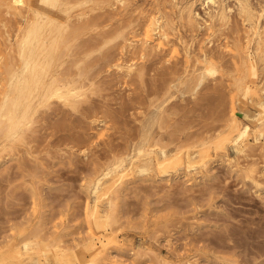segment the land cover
Returning <instances> with one entry per match:
<instances>
[{"label":"rangeland","instance_id":"rangeland-1","mask_svg":"<svg viewBox=\"0 0 264 264\" xmlns=\"http://www.w3.org/2000/svg\"><path fill=\"white\" fill-rule=\"evenodd\" d=\"M172 1L112 5L108 19L78 39H104L90 62L98 91L89 95V103L72 111L53 99L49 107L39 108L23 140L4 150L10 142H2L0 259L15 255L17 243L34 239L35 231L49 238L61 236L71 256L77 242L86 249L83 240L94 204L99 212L107 208L106 198L96 199L87 187L88 179L102 164L123 157L128 173L113 209L117 222L101 223L113 240L88 264H264V191L257 192L241 170L251 159L264 165V158L259 148L241 155L237 145L229 142L223 150L215 139L227 129L232 112L250 122L255 106L264 101V95L254 89L244 94L235 83L244 74L242 61L248 51L264 83V51L256 50L253 41L242 48L244 38L222 35L218 26L190 25ZM157 15L169 20V44L145 57L133 54L127 45L143 39L145 25ZM132 55L145 68L143 80L125 77L115 66ZM200 73L204 78L196 84ZM245 74L249 81V72ZM163 83L171 89L156 100L153 89ZM149 129L150 139L161 137L173 155L167 166L131 162ZM202 140L207 141L206 156L200 160L193 149L200 148ZM86 150L88 155L83 154ZM180 150L181 162L174 156ZM188 151L196 154L192 162ZM20 252L27 262L37 254L32 246Z\"/></svg>","mask_w":264,"mask_h":264},{"label":"bare ground","instance_id":"bare-ground-1","mask_svg":"<svg viewBox=\"0 0 264 264\" xmlns=\"http://www.w3.org/2000/svg\"><path fill=\"white\" fill-rule=\"evenodd\" d=\"M124 2L125 0H0V34L5 46L4 49L0 46V88L3 89L0 99V146L5 140L10 142L4 145L3 150L14 145L15 140L24 139L39 108L49 107L53 99L72 111H78L84 104L89 103V95L98 91V79L95 81L90 74V62L94 59L93 54L101 49L99 43L104 39H78L86 30L104 23L109 17L112 5ZM171 3L178 8V15L190 25L197 26L202 22L207 28L218 26L222 35H232L239 41L244 38L246 44L242 48L248 47L253 41L256 50L264 51V0H173ZM198 6L202 7V11ZM168 23L169 20L163 16L151 17L145 25L143 39L131 40L127 45L128 50L145 57L152 51L163 49L170 42ZM10 26L14 27L12 32ZM134 59L132 55L115 63V66L125 77L135 75L143 80L145 68ZM204 61H207L206 56ZM242 68L244 74L235 82L238 89L244 94L254 89L255 93L264 95V83L261 79L258 80L257 63L249 51L242 61ZM205 70L213 72L212 67H206ZM246 71L250 75L249 81L245 80ZM203 78L200 73L195 79L196 84H200ZM170 89L169 84H159L153 89V95L159 100L161 95L165 96ZM161 109L162 104L157 106L156 117H161ZM238 112L241 115L242 111ZM237 114L232 112L227 129L215 135L218 146L226 150L227 144L232 142L240 148L241 155L247 156L251 155L250 151L259 148L260 156L264 158V101H259L255 106L250 122H243ZM151 135V129L143 133L142 144L136 148L137 155L131 158V162L139 159L143 160L144 167L153 163L167 166L173 155L166 150L161 137L150 139ZM206 143L207 141L202 140L198 145L201 147L193 149V153L196 152L200 160L206 156L203 151ZM83 154L88 155V151ZM174 156L180 162L183 160L181 150ZM187 156L192 162L196 154L192 155L188 151ZM124 160L122 157L113 163L102 164L97 168L101 170L95 168L96 174L93 172L95 175L88 179L87 187L91 186L96 199L106 198L107 208L99 212L98 206L94 204L91 224L88 226L89 233L83 240L86 249L77 242L74 244L75 254L71 256L66 252L67 247L62 243L61 236L49 238L48 235L42 236L35 231L32 240L22 238L28 234L22 236V239H19L21 246L17 243L13 249L16 254L0 259V264H63L65 261L88 264L101 255L105 245L113 240L101 230V223L104 222L107 226L117 222L113 209L119 197L122 179L128 173ZM239 161L241 162L240 159ZM259 161L251 159L249 164L244 161L245 167L241 170L245 180H248L257 192H263L264 165H259ZM104 165L106 166L102 168ZM29 246L35 248L37 254L28 262L23 261L20 248L26 249Z\"/></svg>","mask_w":264,"mask_h":264}]
</instances>
